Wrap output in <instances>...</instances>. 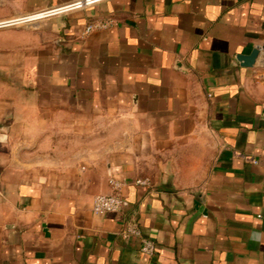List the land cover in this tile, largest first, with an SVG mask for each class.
<instances>
[{"label": "crops", "instance_id": "1", "mask_svg": "<svg viewBox=\"0 0 264 264\" xmlns=\"http://www.w3.org/2000/svg\"><path fill=\"white\" fill-rule=\"evenodd\" d=\"M75 1L0 0V23ZM263 44L264 0H101L1 27L0 264H264V51L238 60ZM112 179L123 210L96 214Z\"/></svg>", "mask_w": 264, "mask_h": 264}, {"label": "built area", "instance_id": "2", "mask_svg": "<svg viewBox=\"0 0 264 264\" xmlns=\"http://www.w3.org/2000/svg\"><path fill=\"white\" fill-rule=\"evenodd\" d=\"M99 1L101 0H77L68 5L56 7L51 10H41L37 13L38 15L34 14L35 15L34 17H38V19H43V18H47L50 16L69 12L72 10L81 9L86 6L95 4ZM26 19H28L26 18V16L19 17V18H12V19L5 20L7 22L4 21V23H0V25L6 24V23H12L15 21L26 20ZM112 24H113L112 20L90 22L86 25L84 34H90L96 30L106 29ZM246 158L251 160L255 164L259 162L258 158H255L252 156H247ZM136 183L145 185V186H150L151 180L149 178H143V179H138ZM123 184L124 183L120 180L112 179L111 185L114 189V192L110 194L96 195L93 200V211L96 214H104V213H109V212H112V213L121 212L124 206V199L121 193ZM122 236L124 238L138 237L141 240V250L143 253L147 254L148 256H153L156 253V243L150 237L144 235L142 229L136 223V221L130 220L127 222L125 228L122 231Z\"/></svg>", "mask_w": 264, "mask_h": 264}, {"label": "water", "instance_id": "3", "mask_svg": "<svg viewBox=\"0 0 264 264\" xmlns=\"http://www.w3.org/2000/svg\"><path fill=\"white\" fill-rule=\"evenodd\" d=\"M261 51H264V44L261 47L254 48L250 54H240L238 60L243 66L252 67L256 64Z\"/></svg>", "mask_w": 264, "mask_h": 264}, {"label": "bare ground", "instance_id": "4", "mask_svg": "<svg viewBox=\"0 0 264 264\" xmlns=\"http://www.w3.org/2000/svg\"><path fill=\"white\" fill-rule=\"evenodd\" d=\"M38 15V14H37ZM35 15H31V16H26V18H31V19H36V18H38V17H34ZM27 20V19H26ZM12 23H14V22H12ZM11 23H6V24H1L0 25V28L1 27H5L6 25H10ZM3 25H5V26H3Z\"/></svg>", "mask_w": 264, "mask_h": 264}]
</instances>
